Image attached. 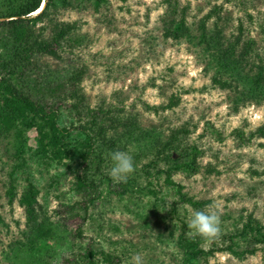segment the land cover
<instances>
[{
	"label": "trees",
	"instance_id": "obj_1",
	"mask_svg": "<svg viewBox=\"0 0 264 264\" xmlns=\"http://www.w3.org/2000/svg\"><path fill=\"white\" fill-rule=\"evenodd\" d=\"M126 2L127 0H122ZM109 0H0V139L12 152L14 165L5 183L7 203L25 210V229L20 240L11 242L4 258L17 264H123V256L93 249L79 258L63 257L58 240L65 243L69 233L41 203V190L29 176L19 192L15 175L28 170L30 161L45 169L65 167L72 175V191L81 195L75 204H62L55 214L69 219H86L92 207L105 197L125 199L134 194L150 195L157 208L164 187L175 190L180 204L204 211L207 202L196 201L175 181L178 173L197 175L203 168L204 150L194 141L189 124L162 127L145 126L141 115L123 100L93 105L83 83L88 74L78 64L79 52L91 43L78 21H64V11L93 7L99 12ZM43 4H45L43 8ZM163 19L166 39L191 45L205 69L211 73V86L230 94L234 113L247 106L264 103V48L241 22L229 34L223 24L222 8L215 7L197 22L188 19L189 7L167 0ZM252 20V16L248 15ZM264 34V26L261 25ZM56 65H54V64ZM181 103L172 95L167 104L148 105V112L161 116ZM242 146L254 138L264 139V125L246 136L236 129ZM129 151L135 172L126 182L114 183L109 176L110 154ZM216 170L211 166L206 172ZM257 174V173H256ZM57 183V178L53 184ZM182 220L177 246L184 264H208L219 253L238 259L264 250V222L254 214L241 215L222 239L206 246L199 236L189 235ZM71 235V234H70ZM82 238V229L71 235ZM62 237V239H61ZM101 259L97 260L96 256ZM62 258V259H61ZM96 260V262H95Z\"/></svg>",
	"mask_w": 264,
	"mask_h": 264
},
{
	"label": "rangeland",
	"instance_id": "obj_2",
	"mask_svg": "<svg viewBox=\"0 0 264 264\" xmlns=\"http://www.w3.org/2000/svg\"><path fill=\"white\" fill-rule=\"evenodd\" d=\"M109 1L99 12L88 7L64 11L60 17L78 21L82 33L90 39L76 62L88 67L83 86L91 103L123 100L141 115L145 126H159L167 132L183 124L195 128L191 140L205 152L200 159L201 173H178L174 179L184 186L183 192L188 196L207 202L204 210L210 205L218 210L221 231L217 238L206 241V246L222 239L241 215L254 214L264 222V139L254 138L250 145L242 146L234 133L241 129L248 136L263 126L264 103L234 113L230 94L211 86L212 74L206 71L195 49L186 42L164 37L167 0ZM173 1L189 7L190 22L199 21L215 7L222 8L223 24L229 34L243 22L264 48V0ZM172 95L181 98L174 110L161 116L147 111L146 104H167ZM9 151L7 143L0 139V264H17L15 259L6 260L4 253L11 242L23 238L26 220L25 210L18 202L13 206L7 203L5 183L14 165ZM209 166L216 171L207 173ZM29 176L41 190V203L60 222L61 229L69 233L63 236L67 238L65 243L58 240L63 257L83 258L81 255L93 249L96 253L123 256V264H134L132 258L137 253L143 254L145 264H184L176 239L182 220L187 221L188 210L193 208L180 204L175 213V190L164 187L157 208L153 207L152 196L137 193L125 199L105 197L92 207L85 220L69 219L68 215L55 212L62 208L61 203L82 200L72 191L73 175L63 166L45 169L31 160L28 170L15 175L19 192L24 190ZM55 177L57 183L53 184ZM78 228L83 237L75 239L71 235ZM208 264H264V250L242 260L219 253Z\"/></svg>",
	"mask_w": 264,
	"mask_h": 264
},
{
	"label": "clouds",
	"instance_id": "obj_3",
	"mask_svg": "<svg viewBox=\"0 0 264 264\" xmlns=\"http://www.w3.org/2000/svg\"><path fill=\"white\" fill-rule=\"evenodd\" d=\"M111 167L109 176L114 183H123L135 172L134 157L129 151H113L110 154ZM187 227L189 235L199 236L205 241H211L218 237L221 231V220L215 205H210L208 210L198 211L189 209ZM134 264H145L142 253L133 256Z\"/></svg>",
	"mask_w": 264,
	"mask_h": 264
},
{
	"label": "water",
	"instance_id": "obj_4",
	"mask_svg": "<svg viewBox=\"0 0 264 264\" xmlns=\"http://www.w3.org/2000/svg\"><path fill=\"white\" fill-rule=\"evenodd\" d=\"M45 4H43V8H44Z\"/></svg>",
	"mask_w": 264,
	"mask_h": 264
}]
</instances>
